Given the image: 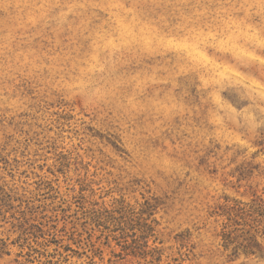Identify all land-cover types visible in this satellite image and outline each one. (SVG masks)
I'll return each mask as SVG.
<instances>
[{
    "label": "rangeland",
    "instance_id": "374dc122",
    "mask_svg": "<svg viewBox=\"0 0 264 264\" xmlns=\"http://www.w3.org/2000/svg\"><path fill=\"white\" fill-rule=\"evenodd\" d=\"M258 210L264 0H0V264H264Z\"/></svg>",
    "mask_w": 264,
    "mask_h": 264
},
{
    "label": "trees",
    "instance_id": "16d2710c",
    "mask_svg": "<svg viewBox=\"0 0 264 264\" xmlns=\"http://www.w3.org/2000/svg\"><path fill=\"white\" fill-rule=\"evenodd\" d=\"M120 206H121V208H119V211H120L119 214L121 213V217H122V216H124V214H126V210H125V208L122 206V203H120ZM236 206H237V205H236ZM157 207H158V204L150 205V203H148L147 201H145V203L142 204V205L139 207L138 213H139L140 215L145 214V215H147L148 217H151V216L154 214L155 208H157ZM231 212H232V213H236V216H237L239 219H244V218H246V217H251V216H252V214H251L249 211H248V212H245V211H243V209H241V208H240V209L238 208V209H235V210L232 209ZM132 213H133V212H132ZM93 214H94V215H93L94 220H95L96 222L102 220L104 214H106L105 216L107 217V220H109V222H111V223L116 222V221L114 220L115 218H113L111 215H109V214L107 213V211H105V212H102V211H95V212H93ZM257 215H258L259 217H261V218H264L263 212H261L260 210L257 211ZM23 219H24V218H23ZM23 221H24V223H23L24 225H23V226L21 225V228L27 226V228L24 229L25 231H27V230H33V229L37 228V227H35V226L32 225V224H28V221H27V220L24 219ZM104 224H105V223H104ZM97 225H98V226H101V225H100V222H98ZM119 225H120V223H118V226H119ZM114 226H117V224H115ZM119 229H120V228H119ZM129 229H132L131 225H130ZM152 233H153V228L150 227V226H147V230H146V232L143 233L141 236H139L138 239H139L140 241H145L149 236H152ZM256 234H257V232H254V234H249V232H246V233H244V235L241 236V237H245V238H244L245 240H249V241H252V242L254 241V242H255V240H256ZM222 236H223V240H224V250L227 251L228 248H229V246L233 244L234 240H233V238L230 237L229 234H225L224 232L222 233ZM239 248H240V246L235 247V248H234V252H233V254H235L237 251H239ZM242 251H243L245 257H248V256L252 255V252H251L249 246H244ZM157 261H159V259H158Z\"/></svg>",
    "mask_w": 264,
    "mask_h": 264
}]
</instances>
